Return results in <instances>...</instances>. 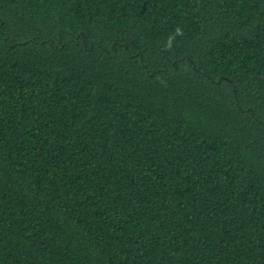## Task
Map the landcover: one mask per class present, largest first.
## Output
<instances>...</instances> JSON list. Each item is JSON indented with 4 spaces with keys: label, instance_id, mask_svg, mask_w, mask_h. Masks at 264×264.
<instances>
[{
    "label": "trees",
    "instance_id": "trees-1",
    "mask_svg": "<svg viewBox=\"0 0 264 264\" xmlns=\"http://www.w3.org/2000/svg\"><path fill=\"white\" fill-rule=\"evenodd\" d=\"M0 264H264V0H0Z\"/></svg>",
    "mask_w": 264,
    "mask_h": 264
},
{
    "label": "clouds",
    "instance_id": "clouds-1",
    "mask_svg": "<svg viewBox=\"0 0 264 264\" xmlns=\"http://www.w3.org/2000/svg\"><path fill=\"white\" fill-rule=\"evenodd\" d=\"M177 34H181V30L179 28L176 29Z\"/></svg>",
    "mask_w": 264,
    "mask_h": 264
}]
</instances>
